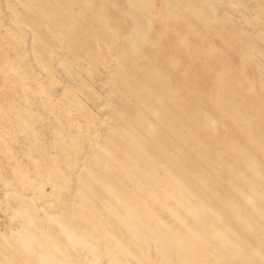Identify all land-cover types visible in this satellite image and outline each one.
I'll return each instance as SVG.
<instances>
[{
	"label": "rangeland",
	"instance_id": "1",
	"mask_svg": "<svg viewBox=\"0 0 264 264\" xmlns=\"http://www.w3.org/2000/svg\"><path fill=\"white\" fill-rule=\"evenodd\" d=\"M263 130L264 0H0V264H264Z\"/></svg>",
	"mask_w": 264,
	"mask_h": 264
},
{
	"label": "bare ground",
	"instance_id": "2",
	"mask_svg": "<svg viewBox=\"0 0 264 264\" xmlns=\"http://www.w3.org/2000/svg\"><path fill=\"white\" fill-rule=\"evenodd\" d=\"M186 39V38H185ZM150 124V123H149ZM147 125V124H146ZM264 131V130H263ZM128 133H130V131L128 130L127 131ZM132 132V131H131ZM128 135V134H127ZM131 136V135H130ZM137 142V141H136ZM139 143V142H138ZM140 146V145H139ZM97 151H101L100 149H97ZM96 151V152H97ZM103 152V151H102ZM99 154H101V153H99ZM105 154H106V152H105ZM104 155V153L102 154V156ZM105 156V155H104ZM103 156V157H104ZM94 160V159H93ZM54 184H52V186H53ZM66 186V185H65ZM64 186V187H65ZM61 187V186H60ZM55 188V187H54ZM251 189V188H250ZM62 192V191H61ZM108 192V191H107ZM239 192V191H238ZM254 192H256V191H254ZM239 194H241L240 195V200H245V202H247V203H251V206L253 207V203L255 204V205H257V200H256V198L257 197H255V196H258L259 197V195L257 194H254V195H252V197H254L253 199H252V197H250L249 195H244V194H242V192L240 193L239 192ZM121 197V196H120ZM114 198H116V196H114ZM119 198V197H118ZM260 198V197H259ZM116 200H118V199H116ZM121 200V199H120ZM231 200V202H226V206L229 208V214L231 215V217L233 216V217H235V218H237L238 219V223H241V220L243 221L242 223H244L245 224V221H244V219H243V217L238 213V211H237V208H236V206H235V203H234V200L233 199H230ZM240 204H241V202H239ZM120 204H122V203H120ZM193 205V204H192ZM137 206V205H136ZM78 207V206H77ZM117 207V206H116ZM202 208H204V205L203 206H201ZM131 208V207H130ZM139 209V208H138ZM107 210V209H106ZM256 210H257V208H256ZM138 211V210H137ZM145 211V210H144ZM194 211V210H193ZM252 211V210H251ZM186 212V211H185ZM260 212V211H259ZM107 213H109V211L107 212ZM145 213H147V212H145ZM194 213H195V211H194ZM213 214V213H212ZM259 214H261L260 216H259ZM259 214H255L256 215V219H258L260 222H262L263 224H264V219H263V217H262V213L260 212ZM56 215V214H55ZM144 215V214H143ZM214 215V214H213ZM253 215V214H252ZM209 216H210V214H209ZM115 217H118V214H117V216H115ZM140 216H138V218H139ZM211 217V216H210ZM102 218H103V216H102ZM147 218H150L148 215H147ZM214 219H216V218H213V220ZM241 219V220H240ZM113 220V219H112ZM143 220V219H142ZM151 220V219H150ZM216 220H214V222H215ZM116 222V221H115ZM141 222H143V221H141ZM214 222L212 221V224L210 223L209 224V226H208V228L210 229L209 231H211V234L212 235H210L211 236V238L212 237H215L216 239H221V241L220 242H222V243H224V244H226L229 248H230V251H235L236 250V248H234L235 247V244H230V243H228L229 242V239H228V237L225 235V234H223V232L221 231V230H219L218 228H217V226H216V224H214ZM217 222V221H216ZM236 222V223H237ZM241 223V224H242ZM253 223H255V222H253ZM259 223V222H258ZM258 223H255L256 225H258ZM148 224V223H147ZM247 224V223H246ZM246 224H245V230H246V233H248L250 236H252L253 237V235H252V232L249 230V228H248V226H246ZM108 225V224H107ZM150 226H152V224L150 225ZM156 226V225H155ZM108 227V226H107ZM149 227V226H148ZM147 227V229H149ZM250 227V226H249ZM112 228V227H111ZM121 228V227H120ZM154 228H156V227H154L153 226V229ZM108 229V228H107ZM251 229V228H250ZM112 230V229H111ZM137 230V229H136ZM149 231H151V230H149ZM148 231V232H149ZM137 232H139V230L137 231ZM154 233V232H153ZM125 234V233H124ZM151 235H154V234H152L151 233ZM255 235V234H254ZM263 237H261V240H263L264 241V235L263 234H261ZM125 236H126V234H125ZM73 236H71V238H72ZM75 237L76 238H78V241L80 240L79 239V236L77 237L76 235H75ZM74 237V238H75ZM129 237V236H128ZM150 237V236H149ZM153 237H155V235L153 236ZM73 238V239H74ZM75 238V239H76ZM126 238V237H125ZM129 239H131V237L129 238ZM151 239H152V237H151ZM160 239V238H159ZM21 240V239H20ZM77 240V239H76ZM103 240V239H102ZM125 240V239H124ZM126 240H127V238H126ZM155 240V239H154ZM77 241V242H78ZM159 241H161L162 242V240H159ZM80 242V241H79ZM167 242H169V241H167ZM80 243H82V241L80 242ZM79 243V244H80ZM127 243H128V241H127ZM126 243V244H127ZM74 244H75V242H74ZM78 244V243H77ZM162 244H164V243H162ZM166 244V243H165ZM164 244V245H165ZM168 244V243H167ZM88 245V244H87ZM86 245V246H87ZM191 245V244H190ZM80 247H83L82 246V244L81 245H79ZM85 246V245H84ZM129 246V245H128ZM88 247V246H87ZM167 247V246H166ZM166 247H164V248H166ZM84 248V247H83ZM89 248H90V246H89ZM109 248H110V246H109ZM66 249V248H65ZM91 249V248H90ZM92 249H93V247H92ZM91 249V250H92ZM122 249V248H121ZM129 249V248H128ZM91 250H88L87 248H86V251L88 252H91ZM130 250V249H129ZM165 250V249H164ZM93 251V250H92ZM175 251V250H174ZM177 251V250H176ZM43 251H41V253H42ZM88 252V253H89ZM163 252H166V251H163ZM162 252V253H163ZM179 252V251H178ZM162 253H160V254H162ZM167 253V252H166ZM165 253V254H166ZM174 253V252H173ZM175 254V253H174ZM177 254H179V253H177ZM110 255V254H109ZM168 255V254H167ZM163 257V256H162ZM166 257V256H165ZM161 259H163V258H161ZM167 259V258H166ZM172 259V258H171ZM160 261V260H159ZM158 261V262H159ZM161 262V261H160ZM159 262V263H160ZM169 262H171L170 261V259H169ZM58 263V262H57ZM58 264H61V263H58ZM166 264V263H165ZM171 264H172V262H171Z\"/></svg>",
	"mask_w": 264,
	"mask_h": 264
}]
</instances>
